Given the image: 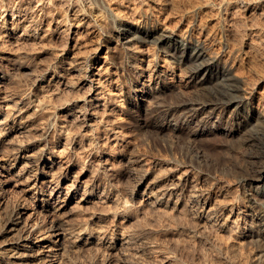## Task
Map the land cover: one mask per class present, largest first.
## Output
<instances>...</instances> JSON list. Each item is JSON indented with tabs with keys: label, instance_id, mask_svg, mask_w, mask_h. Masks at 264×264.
Returning a JSON list of instances; mask_svg holds the SVG:
<instances>
[{
	"label": "rangeland",
	"instance_id": "rangeland-1",
	"mask_svg": "<svg viewBox=\"0 0 264 264\" xmlns=\"http://www.w3.org/2000/svg\"><path fill=\"white\" fill-rule=\"evenodd\" d=\"M31 1L35 7L32 15L43 24L49 34L44 38L22 39L18 37L22 31L20 30L11 36H0V56H8L7 60H0V71H9L7 78L0 84V96L24 102L23 115L25 114L26 123L31 130L25 131L26 134L24 132L20 138L3 136V140L0 139V163L14 162L19 140L26 144H31L32 141L37 143L41 136L46 135L42 131L47 125L49 128V123L55 120L56 115L57 125L48 129L46 138L50 145H57L59 150H63L59 160L72 163L73 173L82 176L85 181L98 176L96 185L101 189L100 192L107 188L106 194L113 196L118 193L124 200H128V203L124 202L127 205L115 203L118 205L116 207L112 203L114 205L111 208L101 201L85 205L83 209L71 208L75 203H69L62 219L67 220L70 228L75 226L72 227L75 230L78 224L88 221L89 226L101 234L104 231H116L117 226H124V234L130 239L124 245L118 244L114 248L111 234L102 239L105 245L88 244L78 248L68 244L65 251H61V260L56 264H156L164 254L171 255L170 264H264V242L256 239L244 241L239 235L246 222V227H249V222L252 227L259 224L254 213H258L259 209L264 213V208L261 207L264 205L258 207L252 201H244L240 210L247 211L246 219L238 220L237 227L232 225L231 229H224L198 220L191 209H155L141 202V194L131 195L136 178L143 170L149 169L148 181H154L157 177H164L166 172L177 165L179 171L189 168L192 170L191 175L197 173L205 178V186L212 188L219 199L216 206H225L228 199H231L219 195L222 189H228L231 197L237 194V189H240V195L243 196L253 192L249 184H241L239 180L243 175L248 151L244 137L246 132L254 128V118L259 114H249L245 108L252 106L264 115V0H100L104 1L103 6H91L88 0ZM16 2L17 0H0V16L4 13V6H15ZM82 4L96 16L97 25L93 22L90 25L81 24L73 28L75 33L71 34L65 16L71 7L81 9ZM12 15L10 13V17ZM140 16L146 19L142 23L138 22ZM155 26L160 32L174 36L165 37L157 45L139 42L136 36H143L144 28ZM117 28L128 31L127 38L122 39L124 42L128 38L132 41L121 46L116 39L107 38L109 35L114 36ZM172 38L189 40L187 43L192 47L196 46L194 43L203 44L206 50L204 58L213 60L215 69L229 68L238 78L243 95L249 96L247 98L250 104L244 102L243 106L218 108L209 120L205 113L199 114L189 124L182 119L181 127L176 130L159 128L156 119L157 103L173 104L182 98L195 97L201 90L189 84V64L183 63V50L185 49L187 57L192 51H187L186 44L181 42L175 48ZM132 42L137 43L132 46ZM98 46L93 69L100 73L95 77L104 81L107 96H114L109 105L114 112L110 119L92 123L97 126L93 131L91 126L82 124L80 118L75 119L67 114L63 106L68 100L76 101L79 105L85 104L88 85L81 83L84 77L81 72L70 67V64L75 68L83 66ZM59 54H63L62 64L69 68L62 73L67 76V80L74 82L70 87L50 80L55 70H62L55 63V57ZM159 55L165 59L161 62L164 68L162 66L160 69L167 71L168 78H164L165 82L162 79L158 83L144 81L151 86L148 102L141 106L119 97L122 91L129 94L134 89H142L143 81L138 75L144 73L147 78L150 72H155ZM44 74L49 78L47 81L37 80ZM204 75L205 69H202L199 78ZM62 80L67 81L66 78ZM119 83L122 91L116 88ZM211 84L204 83L208 85L206 87ZM8 102L13 104L11 100ZM7 110L11 111L12 108L5 109L6 113ZM120 115L123 118L117 119ZM205 123H214L216 128L194 135L193 131H197ZM105 126L111 128L106 134ZM120 129H123L121 138H116V143L112 139ZM65 135L71 137V140L67 136L64 138ZM133 135L137 137L136 143L126 144V139ZM97 142L98 149L108 152L104 158L108 159L107 163L111 168L107 176L100 173L98 164L102 157L97 152ZM130 156H138L144 165L137 164L129 168L126 161ZM63 165L66 166V163ZM19 167L14 168V171ZM261 198L264 200V195ZM14 203L16 199L12 196L9 208ZM225 214L224 210L223 215ZM7 215V211L2 212L0 228ZM98 216L104 219L97 220ZM84 236L87 237L83 234L82 238ZM121 236L120 233L119 238ZM4 240L0 236V246L5 244ZM90 240L96 242L98 237ZM15 260V257H6L0 260V264H14Z\"/></svg>",
	"mask_w": 264,
	"mask_h": 264
},
{
	"label": "bare ground",
	"instance_id": "bare-ground-1",
	"mask_svg": "<svg viewBox=\"0 0 264 264\" xmlns=\"http://www.w3.org/2000/svg\"><path fill=\"white\" fill-rule=\"evenodd\" d=\"M88 1H90L89 3H91V6L92 4H95V6H103L102 4L104 2L100 0ZM16 3L15 6L7 5L3 7L4 13L0 16V36H11L12 34H17V32L19 33L20 30L22 31L19 33L18 37H22V39L30 37L44 38L47 36L49 34L48 31H46L43 24L32 15L35 8L32 1L17 0ZM246 3L250 4L247 1ZM80 8L81 9H76L71 7L69 13L65 16L71 34L75 33L73 28H77L81 24L86 23L90 25L91 22H93V24L97 25L96 16L90 12L85 5L82 4ZM10 13L13 14L12 17H10ZM82 15L83 17H81ZM117 17L120 16L117 15ZM145 20L146 19H142V16H140L138 22L142 23ZM140 27L143 26L140 24ZM139 28L138 30H140ZM143 32L144 35L141 37L135 35L139 42H152L156 45L165 37L174 36V34L171 35V33L160 32L156 26L144 28ZM127 35V30L117 28L115 35H109L107 38L112 37L113 40H117L118 45L124 46L126 42L132 41L129 38L125 42L122 40L127 38ZM172 40H174L173 45L175 48L176 46L178 48V44L181 42L186 44L187 51H192L189 57L186 56L185 49L183 50L184 52L182 51L183 63L189 64V67L186 65L189 71V84L199 87L201 90L198 91L199 94L197 96L185 99L182 98L173 104L161 105V102L157 103V108H155L158 109L156 110V119L159 128L163 129L167 127L176 130L181 127L180 124L182 119H184L185 123L189 124L194 122L199 114L205 113L206 118L209 120L218 108L227 109L235 105V107L243 106L244 102L247 103V105L250 104L247 98L249 96L243 95V88L238 82V78L228 70L229 68L224 67L223 69H215L214 61H209L204 58L206 50L202 46L203 44L194 43L196 46L192 47L187 43L189 40L187 41L184 38L183 41H179L177 38H172ZM136 43H133L132 46ZM95 49L96 50L87 60L85 58L86 61L83 66L75 68L70 64V67L81 72L82 77H84L81 83L88 85L89 91L88 97L84 100L85 104L79 105L76 101L68 100L64 103L65 106H63L67 114L74 116L75 119L80 118L82 124L84 123V125L88 127L91 126L93 131L96 130L97 126L92 123L103 121L105 118L110 119V116L113 115L114 112L113 108L109 107L114 96H107L108 91L105 89L104 81H102L101 78L95 77L100 74L93 69V63L97 60L96 56L99 46ZM62 56L63 54H59L55 57V63L57 66H61L62 70H55V74L51 76L50 80L70 87L73 85V81L67 80V76L62 73V71L69 69L65 68L66 66L62 64ZM212 58H214V56H212ZM7 59L8 56H5V54L0 56L1 61ZM156 61L155 72H150L147 78L144 77V73L138 75L140 80L143 81L142 89H134L133 92L128 94L126 91H122L121 82L116 87L119 91H122L119 97L122 96L125 99L127 98L130 102L141 106L146 104L148 102L151 86L144 81L158 83L162 81V79L165 82L164 78H168L167 71L160 69L162 66L164 68L161 62L165 61V59L161 58L159 55ZM202 69H205V75L199 78V72ZM0 73H2V75H0L1 84L5 78H7L6 74H8L9 71H0ZM152 73L154 74L152 75ZM45 74L40 76V78L38 77L37 80L47 81L49 78H46ZM152 76L153 78H151ZM63 78H66L67 81L64 82L62 80ZM207 82L212 84L206 87L208 85H204V83ZM160 89H162V87ZM8 100H11L13 104L11 105ZM38 101H40V103L42 102V100ZM22 102V100H15L9 96H0V139H2L3 136L20 138L25 131H29L30 128H28L29 126L26 123L27 119L25 114L23 115L24 106ZM37 106H39V102ZM7 108H12V110H7L6 113L5 109ZM245 109L249 114L253 112L259 113L255 118L253 117L255 124H253L254 128L252 130L249 129L250 131L246 132V136L244 137L248 146V151L245 157L243 175L239 180L241 184H249L250 190L253 191L252 193H247L246 196H243L240 195V189H237V194L231 197L228 189H222L219 195L225 199H231H228V204H225V206H216L219 199L214 195L215 192H213L212 188L205 186V178L199 176L197 173L191 175L192 170L189 168L179 171L177 167L179 165H177L174 169L166 172L164 177H157L154 181H148L149 169L143 170L144 172L136 178V184L132 189L131 195L135 196V194H141V202H145V204H149L155 207V209H160L161 207L170 208L172 211L181 210L182 208L191 209L194 212L193 215L204 223L216 224L224 229H231L230 226L232 225L237 227L239 223L238 220L246 219L247 211L240 210L243 208L242 204L244 201H252V203H255L258 207L259 205H264V200L261 198V196L264 195V115L259 112L258 109H253L252 106ZM55 117V120L49 123V128L47 127L48 125L45 126L44 131H42L44 132L43 134L47 135L48 129L50 130L51 127L57 125L56 120L58 116L55 115ZM122 118L123 117L120 115L117 119ZM213 127H215L214 123L211 125H206V123L202 124L197 131H193V134L197 135L203 134L206 131L210 132ZM109 129H111L110 126H105V134ZM122 130L123 129H120L115 132V137L112 140L116 141V138H121ZM46 135H43V137L41 136L37 143H33L34 141H32L31 144H26L23 140H19V146L16 149L17 151L13 159L14 162H9L7 164L0 163V216L2 212H8L7 218L3 220L0 228V236L6 241L4 245L0 246V260L6 257H15L17 260L14 261V264H56L57 261L61 260L59 259L61 257V251H65L68 244L71 247L78 248H82V246L88 244H95L98 246L105 245V242L102 243V239H106V236L109 234H111L113 248L118 244L124 245V243L129 242V236L125 235L123 231L124 226H117L116 231H104L100 234L96 232L94 227L89 226L90 223L88 221L78 224L74 230L72 227L74 228L75 226H71L70 228L67 220L65 221L62 219L66 209L69 208V203L72 202L75 204L71 208L83 209L85 205L95 204L98 201L104 202L106 207L108 206L111 208L115 203L122 205L124 202L128 203V200H124L118 193H115L113 196L106 194L108 192L107 188L100 192L101 189L96 185L98 176H94L92 177L93 179L85 181L82 176L75 175L72 170V163L67 164L66 161L62 162V160H59L60 152L63 150H59L57 145H50V141L47 140ZM67 135H65L64 138ZM68 137L69 136H67V139L71 140V137ZM136 138L137 137L133 135L126 139L125 142L126 144L132 145L136 143ZM58 142L62 143V140ZM65 144L67 146V143ZM98 147L99 144L97 142V152L102 157L99 159L100 163L98 164L101 170L100 173L107 176L109 175L108 171L111 170L107 163L108 159H104L108 152L105 149V151L100 150ZM63 163H66V166H64ZM126 163H128L127 166L129 168L137 164H141V166L144 165L143 160L138 156L128 157ZM16 167H19V169L14 171ZM103 193L105 195H102ZM12 196H15L16 203H14L12 208H9V200ZM103 196L105 197L103 198ZM96 197L101 200H98ZM174 198L175 200H173ZM112 203L114 204L112 205ZM252 203H250V205ZM116 204L114 206L117 207L118 205ZM250 205H245V207ZM261 207L264 208V206ZM224 210L226 211L225 215H223ZM254 214L259 224L252 227L253 225L249 222V227H246V222L243 227L244 229L239 232L240 238L244 241H246V239H256L259 242H264V213L259 209L258 213ZM96 219L103 220L104 217L101 218V216H98ZM118 227L120 228L118 229ZM120 233L122 235L121 238H119ZM83 234H86L87 237L84 236V238H82ZM59 236L61 237L59 238ZM115 236L118 237L115 239ZM93 237H98V241L95 242V240H90V238ZM8 250H10V252H8ZM262 257L261 258L264 260V254ZM170 261L171 255L164 254L163 258L156 264H170ZM58 264H61V262Z\"/></svg>",
	"mask_w": 264,
	"mask_h": 264
}]
</instances>
